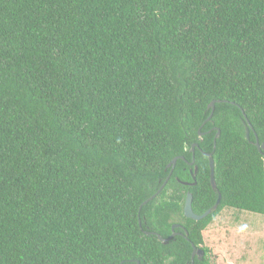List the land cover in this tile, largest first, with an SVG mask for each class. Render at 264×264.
Wrapping results in <instances>:
<instances>
[{"label": "trees", "instance_id": "obj_1", "mask_svg": "<svg viewBox=\"0 0 264 264\" xmlns=\"http://www.w3.org/2000/svg\"><path fill=\"white\" fill-rule=\"evenodd\" d=\"M247 125L263 142L264 0H0V264H211L223 208L264 214Z\"/></svg>", "mask_w": 264, "mask_h": 264}, {"label": "crops", "instance_id": "obj_2", "mask_svg": "<svg viewBox=\"0 0 264 264\" xmlns=\"http://www.w3.org/2000/svg\"><path fill=\"white\" fill-rule=\"evenodd\" d=\"M202 238L211 264H264V214L218 213Z\"/></svg>", "mask_w": 264, "mask_h": 264}, {"label": "water", "instance_id": "obj_3", "mask_svg": "<svg viewBox=\"0 0 264 264\" xmlns=\"http://www.w3.org/2000/svg\"><path fill=\"white\" fill-rule=\"evenodd\" d=\"M220 101L221 100H213V101L210 102V104L208 105V108H211V113H210L209 117L207 118V120H209V118L211 117V115L213 113L215 102H220ZM249 130H250V126L247 125L245 127L246 138L249 140L250 143H253V144L256 145V147H257L259 152H262L264 154V141L260 143L257 137H255V139L253 141L250 140L249 139ZM202 134L203 133L200 132V130H198V135L202 136ZM219 135H220V130L217 129L216 130V134H215L214 139H213L214 146H215V141L219 137ZM195 146H196L195 144H192V146H191L192 157H191L190 161H187V164L189 166H192V168L190 169V172L192 174L193 181L192 182H183V184H185V185H194L195 184V180H194L195 176H194V174L197 171V166L194 165V161H195V158H194V147ZM207 156H208V160H209V170H210L209 180H210V184H211L212 189L217 193V198H216L214 204L210 208H208L207 210H205L201 214H196L193 211V209H192V193L189 192V191L186 193V196H185V199H184V204H183V215L186 218H190V219H193V220H196V221L205 218L208 214H210L211 212L215 211L216 208L218 207L219 203H220V200H221V194L218 192L216 184H215V181H214V165H213L212 154L209 153V154H207ZM176 160H177V157H174L167 164V167H169V166L173 167L175 165V163H176ZM169 175L167 176V178L165 179L163 184L160 186V188L157 190V192H155L152 196H150L145 201H143L142 205L147 203V201L153 199L161 191V189L164 187L166 181L168 180ZM141 206L139 207V210L141 209ZM139 224H140V221H139ZM175 227H181V226L179 224L172 225V227H171L172 234L170 235V237L175 234L174 233V228ZM183 230H184L185 233L187 232L185 229H183ZM145 233H149V232H145ZM157 237L159 239H161V240H165V239H162L160 235H157ZM203 255H204V250L201 247H197V246H195L192 243L191 264H193L195 256H197L198 258H201ZM137 264H138V262H137Z\"/></svg>", "mask_w": 264, "mask_h": 264}, {"label": "rangeland", "instance_id": "obj_4", "mask_svg": "<svg viewBox=\"0 0 264 264\" xmlns=\"http://www.w3.org/2000/svg\"><path fill=\"white\" fill-rule=\"evenodd\" d=\"M232 212H240L239 210H236V209H234V208H230V207H225V208H223L220 212H219V214H220V216H226V215H228V213H232ZM241 212H243V213H246V214H253L252 212H249V211H241ZM209 254V256H210V262L212 263V259H211V253L209 252L208 253Z\"/></svg>", "mask_w": 264, "mask_h": 264}, {"label": "flooded vegetation", "instance_id": "obj_5", "mask_svg": "<svg viewBox=\"0 0 264 264\" xmlns=\"http://www.w3.org/2000/svg\"><path fill=\"white\" fill-rule=\"evenodd\" d=\"M190 169H191V168H189V170H188L189 172H190ZM170 173H171V172H170ZM170 173H169V174H170ZM190 173H191V172H190ZM169 174H168V175H169ZM168 175H167V176H168ZM169 177H170V175H169ZM166 178H167V177H166ZM176 179H178V178H176ZM178 180H179V179H178ZM181 182L183 183V182H190V181H181ZM184 185H185V184H184ZM178 228H180L182 231H181V232H180V231H177V232H174V233H175V234L177 233V234H180V235H181V234L184 232V230H183L182 227H178ZM171 234H172V233H171ZM197 247H198V246H197ZM195 257H197V256H195ZM202 257H203V256H202ZM202 257H201V258H202ZM197 258H198V257H197ZM201 258H198V259H201Z\"/></svg>", "mask_w": 264, "mask_h": 264}]
</instances>
